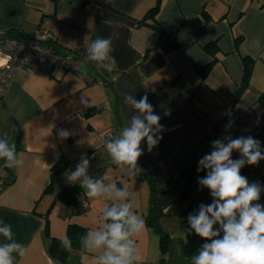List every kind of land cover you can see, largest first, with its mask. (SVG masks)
<instances>
[{
  "label": "crops",
  "instance_id": "0c3cea01",
  "mask_svg": "<svg viewBox=\"0 0 264 264\" xmlns=\"http://www.w3.org/2000/svg\"><path fill=\"white\" fill-rule=\"evenodd\" d=\"M96 1L0 0V33L15 29L28 37L47 30L57 37L53 46L58 52L84 56L86 73L20 70L0 97V137L7 133L24 160V166L15 169L0 160V176L7 181L0 188V220L11 225L15 240L26 247L16 264H95L98 253L72 248L66 260L59 261L49 252L51 237H64L70 223L84 226L86 233L102 226L103 209L113 203L91 200L81 212L72 209L77 192L64 189L74 185L81 197L83 189L66 176L86 154L89 175L104 178L108 173L106 184L115 182L135 193L133 210L146 223L133 237L140 264H158L160 230L169 234L163 264H188L201 246L185 253L180 221L198 213L212 197L198 183L206 170L177 176L210 154L217 139L264 137V107L258 101L264 90V0H162L155 18L179 43L168 52L156 46L157 31L139 22L156 0ZM237 36H242L238 48ZM97 37L112 41L118 65L112 73L86 60L87 45ZM211 40L217 41L216 59L202 79L194 67L213 59L203 48ZM242 54L251 56L254 64L248 86L234 99ZM125 93L137 100L147 95L164 127L151 152L146 141L142 143L138 165L143 171L137 177L113 164L104 147L105 134L118 135L135 114L124 103ZM230 119L234 124L226 132ZM61 129L71 132L69 138L59 137ZM239 158L234 151L232 159ZM241 174L264 186V160L246 164ZM150 180L159 206L154 225L146 220ZM259 203L264 204V192Z\"/></svg>",
  "mask_w": 264,
  "mask_h": 264
},
{
  "label": "clouds",
  "instance_id": "9594fccd",
  "mask_svg": "<svg viewBox=\"0 0 264 264\" xmlns=\"http://www.w3.org/2000/svg\"><path fill=\"white\" fill-rule=\"evenodd\" d=\"M86 52V60L93 62L97 69L108 73L118 69L110 38L97 37L87 45ZM81 102L88 104L84 96ZM124 103L135 114L118 135L105 139L104 147L113 164L137 177L143 171L138 165L143 155L142 143L146 141L151 152L162 139L160 133L164 127L147 95L137 100L132 94L125 93ZM233 124L230 119L225 131ZM58 135L67 139L71 132L61 129ZM234 151L239 152V159H232ZM0 160L10 169L24 166V160L7 133L0 137ZM261 160H264V149L259 140L252 136L232 138L230 135L224 140L213 141L210 154L199 160L197 171L206 170V175L199 178L198 183L209 190L212 202L201 204L198 213L187 217L184 242L190 233L205 241L189 258L188 264H264V204L259 203L264 186L259 182L250 183L241 174L246 164L258 165ZM89 167V158L82 154L75 170L67 173V181L78 183L83 189L81 200L84 205L91 200H111L113 203L103 209L102 226L87 231L80 238L81 249L98 253L95 264H140L141 256L133 237L145 230L146 223L133 210L135 193L118 187L115 182L106 184L107 176L93 178L89 175ZM14 236L11 225L0 220V237L5 241L0 243V264H16V256H25V245L17 242ZM60 247L71 250L72 241L64 236L60 239Z\"/></svg>",
  "mask_w": 264,
  "mask_h": 264
},
{
  "label": "trees",
  "instance_id": "16d2710c",
  "mask_svg": "<svg viewBox=\"0 0 264 264\" xmlns=\"http://www.w3.org/2000/svg\"><path fill=\"white\" fill-rule=\"evenodd\" d=\"M52 1L56 2L57 0H52ZM62 1H65V0H62ZM90 1L97 2L96 0H83V3L86 4ZM161 1L162 0H156L155 4L147 10L145 16L139 22L142 24H146L149 27L153 28L155 31H157L158 38H157L156 46H159L164 51L168 52V51H171V50L177 48L179 46V43H178L176 36L171 32H166L161 27V25L157 22V20L155 18L156 14L159 10ZM5 32L8 34H11V35H17V36L24 37L23 33L19 32L18 30H15V29H10V30L5 31ZM241 41H242V36L235 37L234 44H235L236 48H238ZM203 48L206 52L210 53L213 56V59L203 66L194 67L202 79L206 77V75L208 74L212 64L214 63V61L216 59L214 57V54L218 50L217 41L211 40V41L207 42L203 46ZM241 62H242V77H241V81H240L239 85L236 88L234 99H237L239 97V95L242 93V91L248 86L250 74H251L252 67L254 64L253 58L247 54L241 55ZM258 101L262 105V107H264V90H262L259 93ZM253 138L259 140L261 142V146L264 147V144H262V143H264V142H262V140H264V137H262L260 134H257ZM197 167H198V162L191 165L190 167L185 169L183 172H181L177 176V178L189 176V175L196 173ZM0 179L3 180L4 185L7 184L6 177L0 176ZM150 183L152 184L151 185L152 186V188H151V190H152V192H151L152 193L151 194V207H150V212L146 216V220H147L148 224L154 225L153 222H154V219L157 217L159 206H158V201H157V197H156V188L154 187L153 181L150 180ZM64 190L67 193H68V190L71 192H77L76 197L71 201V204L73 205L72 209H74L77 212L83 211L84 208H82L81 206L78 207L79 203L77 201V195L79 194V191L78 190L76 191V188L74 187V185L68 186ZM180 227L183 229V231L185 233V230L188 228L187 219H182L180 221ZM85 234H86V228L84 226H81V225L76 224V223H70L67 226V231H66L65 236H67L72 241V248L81 249L80 238L82 236H84ZM168 236H169L168 233L163 232L161 230L159 231V247H160L161 255L159 257L158 264H163V260H164V257H165L166 251H167ZM60 239H61L60 237H54V236L51 237L50 243H49V252L54 258L58 259L59 261H65L67 256H68L69 250H64L60 247ZM204 242L205 241L202 240L200 237L196 236L195 233L188 234L187 235V242L185 245V253L190 254L192 251H194L195 249L200 247L202 245V243H204Z\"/></svg>",
  "mask_w": 264,
  "mask_h": 264
},
{
  "label": "built area",
  "instance_id": "2783aa9c",
  "mask_svg": "<svg viewBox=\"0 0 264 264\" xmlns=\"http://www.w3.org/2000/svg\"><path fill=\"white\" fill-rule=\"evenodd\" d=\"M57 37L47 30L39 29L34 35L21 37L6 32L0 33V97L11 84L15 72L24 70H39L51 73L57 69L60 72H71L82 75L84 56L70 52L60 53L54 48ZM115 136L109 131L106 138ZM262 147V146H261ZM264 149V147H262ZM4 186L0 179V188ZM78 203L82 208L84 204L81 195Z\"/></svg>",
  "mask_w": 264,
  "mask_h": 264
},
{
  "label": "rangeland",
  "instance_id": "374dc122",
  "mask_svg": "<svg viewBox=\"0 0 264 264\" xmlns=\"http://www.w3.org/2000/svg\"><path fill=\"white\" fill-rule=\"evenodd\" d=\"M73 1H75V0H73ZM57 5H61V3L58 2ZM109 175H110V174H108V173L105 174V176H107V177H108ZM152 230H153V229H152ZM153 231H154V230H153ZM151 233H153V232L151 231ZM150 254H152L151 251H150Z\"/></svg>",
  "mask_w": 264,
  "mask_h": 264
}]
</instances>
